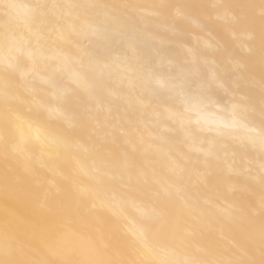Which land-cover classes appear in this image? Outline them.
Wrapping results in <instances>:
<instances>
[{
    "label": "bare ground",
    "instance_id": "6f19581e",
    "mask_svg": "<svg viewBox=\"0 0 264 264\" xmlns=\"http://www.w3.org/2000/svg\"><path fill=\"white\" fill-rule=\"evenodd\" d=\"M0 264H264V0H0Z\"/></svg>",
    "mask_w": 264,
    "mask_h": 264
}]
</instances>
